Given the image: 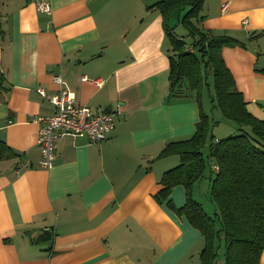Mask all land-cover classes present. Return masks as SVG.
Instances as JSON below:
<instances>
[{
	"label": "crops",
	"instance_id": "crops-1",
	"mask_svg": "<svg viewBox=\"0 0 264 264\" xmlns=\"http://www.w3.org/2000/svg\"><path fill=\"white\" fill-rule=\"evenodd\" d=\"M50 1L46 14L31 0H0V70L9 86L0 99V140L16 153L0 161V264L199 263V229L155 199L163 173L180 162L160 152L190 138L200 119L194 94L170 93L163 16L148 8L159 0ZM202 13V29L245 44L224 47L222 55L248 110L264 119V0H205ZM56 74L75 104L118 113L106 140L61 137L53 166L44 168L34 118L55 111L49 98L61 88ZM97 78L102 86L92 82ZM205 95L217 141L226 135L220 125L230 134L236 128L207 92L202 103ZM170 198L182 207L185 188L175 186ZM194 198L200 201L195 191ZM44 229L51 239L36 243Z\"/></svg>",
	"mask_w": 264,
	"mask_h": 264
},
{
	"label": "trees",
	"instance_id": "trees-1",
	"mask_svg": "<svg viewBox=\"0 0 264 264\" xmlns=\"http://www.w3.org/2000/svg\"><path fill=\"white\" fill-rule=\"evenodd\" d=\"M204 1L159 0L148 7L158 9L163 16L170 44V93L177 96L194 94L200 109L195 133L190 138L168 142L160 152L159 157L178 155L180 162L163 173L160 179L162 188L155 194V199L184 215L201 232L204 248L197 264H216L223 242L225 254L222 264H262L264 119L257 118L248 110L243 93L222 55L224 47H245V44L226 33L217 34L199 26L205 17L202 13ZM176 11L180 16L177 23H172V15ZM180 24L185 32L179 34L176 27ZM8 90L6 77L0 70V99ZM204 92L209 94L213 107L236 126L232 134L217 141L212 133V124L218 121L212 123L203 109ZM210 138L205 154L204 147ZM15 154L0 140V161L13 158ZM210 161L218 166L209 183L212 213L194 198L193 188ZM177 185H182L186 191V202L182 207H176L170 198Z\"/></svg>",
	"mask_w": 264,
	"mask_h": 264
},
{
	"label": "built area",
	"instance_id": "built-area-1",
	"mask_svg": "<svg viewBox=\"0 0 264 264\" xmlns=\"http://www.w3.org/2000/svg\"><path fill=\"white\" fill-rule=\"evenodd\" d=\"M40 13L51 14L50 0H31ZM56 82L61 84L59 91L49 98L55 106V111L48 115H37L34 120L40 125L38 145L41 151L40 165L51 168L55 159V150L58 140L65 136L85 137L92 142L106 140L115 128V115L118 110L104 108L94 111L91 107L75 104V93L68 87L60 75H54ZM84 80H87L84 77ZM97 86H102L104 80H92ZM39 92L44 95L43 89ZM213 171L218 166L213 164ZM216 264H222L217 262Z\"/></svg>",
	"mask_w": 264,
	"mask_h": 264
},
{
	"label": "rangeland",
	"instance_id": "rangeland-1",
	"mask_svg": "<svg viewBox=\"0 0 264 264\" xmlns=\"http://www.w3.org/2000/svg\"><path fill=\"white\" fill-rule=\"evenodd\" d=\"M183 13H184V11H183ZM178 14V13H177ZM172 23H174V20H172ZM177 23V22H176ZM175 23V24H176ZM175 24H173V25H175ZM176 31H177V33H183V32H185V28H184V26L183 25H178L177 27H176ZM261 35V34H260ZM260 35H257V37L258 36H260ZM188 41H189V38L187 37L186 38ZM264 61V60H263ZM203 105H204V110L206 111V112H208L209 113V111H210V103H209V99H208V97L205 95L204 97H203ZM214 111V110H213ZM217 113H218V111L216 110L215 112H214V115L216 116L217 115ZM226 119V118H225ZM226 121H229V122H226V123H231V125H232V127H235L236 128V126H235V124L233 123V122H231L230 120H228V119H226ZM226 127V128H225ZM218 129H220L219 131H223V129H224V134H226V135H229L230 133H226V132H228V130H229V128L227 127V126H219V128ZM232 134V133H231ZM226 135H224V136H226ZM210 168H212L211 166H210V163L207 165V167H206V171H205V173H204V176H203V178L201 179L202 180V184H199V182H196L195 183V185H194V191L196 192V196H197V198H199V202H201V204L203 205V207L209 212V213H212V210H213V208H212V206H211V203H210V200H209V198H208V191L206 192L205 191V184H204V182L206 181V177L208 176V175H214L215 174V172L212 170V172H211V170H210ZM224 243V242H223ZM222 243V246L220 247V256H219V258H218V260H219V262L221 263V262H223L224 261V254H225V248H224V244Z\"/></svg>",
	"mask_w": 264,
	"mask_h": 264
},
{
	"label": "water",
	"instance_id": "water-1",
	"mask_svg": "<svg viewBox=\"0 0 264 264\" xmlns=\"http://www.w3.org/2000/svg\"><path fill=\"white\" fill-rule=\"evenodd\" d=\"M52 231L50 229H44L35 239L36 243L48 241L51 239Z\"/></svg>",
	"mask_w": 264,
	"mask_h": 264
}]
</instances>
